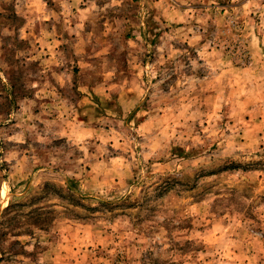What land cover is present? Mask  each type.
I'll return each instance as SVG.
<instances>
[{"label":"rangeland","instance_id":"obj_1","mask_svg":"<svg viewBox=\"0 0 264 264\" xmlns=\"http://www.w3.org/2000/svg\"><path fill=\"white\" fill-rule=\"evenodd\" d=\"M0 264H264V0H0Z\"/></svg>","mask_w":264,"mask_h":264}]
</instances>
